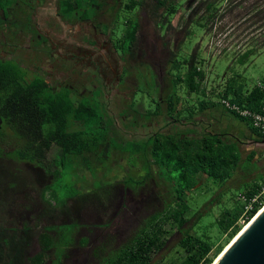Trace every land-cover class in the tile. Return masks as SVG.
I'll list each match as a JSON object with an SVG mask.
<instances>
[{
    "label": "trees",
    "instance_id": "16d2710c",
    "mask_svg": "<svg viewBox=\"0 0 264 264\" xmlns=\"http://www.w3.org/2000/svg\"><path fill=\"white\" fill-rule=\"evenodd\" d=\"M57 1L59 14L70 21L74 18L91 20L96 10L107 4V0ZM145 2L159 29L169 15L183 7L186 14L181 15L183 20L180 22L186 36L193 32L195 24L203 29L202 33L214 45L213 49L219 54L235 56L236 61L244 62L249 54L264 47V0H123V7L131 11ZM32 7L35 5L28 0H0L1 19L7 23L12 19V22L19 23L17 36L10 35V38L4 35L6 40H0L18 41L19 38L15 37L21 36L24 40L25 34L31 37L38 34L32 22ZM20 13V19H17ZM120 23V29L119 23L116 26L120 35L114 42L116 29L113 24L108 26L113 32L112 48L122 60L133 58L138 44V18L135 15ZM21 43L27 50L40 52L47 49L45 45L38 46L39 40ZM180 45L174 46L170 52L171 65L167 74L171 89L166 96H157L160 82L146 65L151 69L152 82L156 83L150 107L146 109L143 104L140 108L135 106L138 100H135L133 92L129 102L124 103V95L111 105L112 111L108 108L133 126L145 124V121L151 126L161 124L156 130L144 135L134 134L128 139L115 133V117L106 109L110 98L104 97L99 86L87 88L84 93L67 86L58 89L38 75L31 76L29 68L21 65L17 55L13 54L14 46L13 50H7V55L0 54V159L23 161L38 185V190H35V185L27 183V179L19 182V177L25 176L0 168V264L45 263L56 240L48 233L49 226L43 225L46 214H53L60 223L76 221L70 224L73 228L79 225L76 215L68 209L78 201L76 198L62 200V212L56 211L47 198L53 173L60 174L61 167L58 166L63 165L70 153H88L82 160L89 167V155L98 153L106 160L114 148L119 147L132 159H143L148 170L145 178L155 170L172 188V198L163 200L161 207L120 245L109 249L104 245L95 248L97 258L92 264H211L262 207L264 170L251 184L245 185L242 192L247 199L258 195L253 207L244 214L226 209L216 219L219 232L226 236L222 249L213 251L208 240L193 232L204 215L200 206L192 208L188 201L191 191L202 190L201 185L209 181L218 183L217 186L224 185L232 178L242 158L249 163L264 161L260 156L264 154V134L253 128L248 119L225 109L220 99L227 98L241 106L259 110L264 102V90L254 84L244 88L230 80L215 98L202 97L196 104L182 105L179 103L178 85L198 94L204 70L199 42L182 60L177 57ZM146 66L144 69L135 67V72L145 73L142 71ZM123 77L124 72L119 78ZM233 120L241 124L237 127L243 125L246 128V134L240 132L242 138L232 133V127L237 125ZM246 141L259 142L262 146L250 149L242 156L241 146ZM56 152L59 158L52 160L50 156ZM214 189L215 195L207 202L209 204L218 201L224 193L221 188ZM260 191L263 192L260 194ZM17 192L22 195L18 199L15 196ZM31 211H35L36 216L29 224L23 215ZM63 213L65 215L59 217ZM241 219L244 224L240 223ZM34 237H37L39 250L29 256L28 247Z\"/></svg>",
    "mask_w": 264,
    "mask_h": 264
},
{
    "label": "rangeland",
    "instance_id": "374dc122",
    "mask_svg": "<svg viewBox=\"0 0 264 264\" xmlns=\"http://www.w3.org/2000/svg\"><path fill=\"white\" fill-rule=\"evenodd\" d=\"M119 5H121V9L118 7ZM148 7L149 5L145 2L139 8L130 11L123 7V0H108V5L104 9L105 13L99 14L103 21H108L111 25L115 19L113 24L115 29L118 23L119 29L121 28L120 22H123L125 18H132L135 15L140 24L138 44L134 53L136 56L133 58L122 60L121 56L116 53H112V57H109L104 48L105 46H101V50H96L94 54V60L103 63L101 65L102 75H108L111 81L115 82L116 73L123 71L125 74L127 68L126 72L128 74L126 75L129 80L127 83L117 85L111 96L119 94L118 97H121L125 93L130 94L134 85H137L134 95L135 100L138 101L135 106L140 108L143 104L144 108H149L150 98L154 97V86L156 85L155 82H152L151 69L160 82V90L157 96L161 98L166 96L171 89V82L167 74V69L171 65L170 52H172L174 46H179L181 43V49L177 55L179 60L188 57L193 47L199 42V54L200 58L203 59L202 68L204 70V77L198 94L190 93L184 86L178 85L179 103L182 105L187 103L196 104L202 97L215 98L218 92L224 90L226 83L230 80H233L236 84H242L244 88H250L253 86V82L264 77V47L249 54L244 62L236 61L235 56L219 54L218 51L213 49L214 45L202 33L203 29L195 24L192 26L193 32L186 36L185 29L180 22L183 20L181 15L186 14L183 7H178L174 14L169 15L161 29L155 25V19L150 15ZM56 10H58L56 0H45L35 11L34 17L41 24L40 27L44 33L47 32L45 34L50 35L53 39H64L66 40L64 46L71 47L76 43L73 37L77 33L87 34L88 27L87 25L63 26ZM116 16H119V18L116 19ZM51 21L55 24L54 30L46 26ZM59 25L61 28L64 27V30L57 31L56 27ZM119 29L117 28L115 31L116 36L114 35L113 42L120 35ZM64 46H61V48L65 50ZM85 51L92 52L87 44L84 45L83 52ZM25 57L27 58V56ZM27 59H29L28 62H24L27 64L33 63L32 58ZM43 60H46V58L41 59V61ZM46 66L50 67L48 64ZM86 66V70L96 71V69L91 68L92 65ZM144 66L146 68L142 72L146 74L135 72V67L144 69ZM136 73H138V84H135ZM124 101L126 102V99ZM141 101L143 103H140ZM112 103L113 101H110V104ZM233 123L237 125L232 127V133L242 138L240 132L244 131L246 134V128L243 125L240 127L241 124L236 120H233ZM238 124H240L239 127H237ZM260 146H262V143L246 141L241 146L242 156L250 149H258ZM86 156H88L86 152L67 154L63 165L58 166L61 167L59 169L60 174L53 173L47 198L58 212L63 211L62 200L76 198L78 201L73 202L74 205L69 206L68 209L73 215H76L79 225L73 228L70 224L77 223L76 221L60 223V220L55 218L53 214L44 215L43 225L49 226L48 233L56 239L53 244L55 249H52L51 255L47 257L44 264H92L96 262L95 248L103 245L106 249L117 247L141 227L150 214L161 207L163 200L172 198L171 186L154 170L151 172V176L145 178L144 183L137 184L134 187L130 184L133 189L123 192V195H121L122 200H119L117 186L112 185L114 182L110 178L115 175V171H109L112 161L116 165L115 156L111 157L112 155H109L105 160L98 153L91 154L88 157L90 160L88 162L89 167H86L82 160ZM260 156L264 158V154ZM50 157L53 158L54 155L52 154ZM54 160L56 159L54 158ZM140 161V159L137 160V157L128 160V170L126 171L135 180H142L144 175ZM0 168L16 173L17 176H25L19 177V182L27 179V183L35 185V190H38V185L35 184L36 179L32 177L23 163L1 158ZM116 170L123 172L118 167H116ZM263 170V160L249 163L242 158L236 172L224 185L217 186L218 183L209 181L201 185L202 190H193L187 197L192 208L200 206L204 215L198 225L193 228V232L202 239L208 240L213 246V251L218 248L222 249L226 239L225 234L219 232L215 223L216 219L226 209L231 212H243V201L239 197L242 195L245 185H249L253 180H256ZM107 178L110 179L107 184H104ZM214 188H221L224 193L218 201L209 204L207 202L215 195ZM26 191L30 193L28 189ZM15 196L18 199L22 196L21 192L15 193ZM34 216H36L35 211L25 212L23 215L29 224H32ZM21 218L17 222L19 225ZM38 250L39 243L37 237H34L31 246L28 247V255H34ZM26 264H30L29 261Z\"/></svg>",
    "mask_w": 264,
    "mask_h": 264
},
{
    "label": "flooded vegetation",
    "instance_id": "af4514ba",
    "mask_svg": "<svg viewBox=\"0 0 264 264\" xmlns=\"http://www.w3.org/2000/svg\"><path fill=\"white\" fill-rule=\"evenodd\" d=\"M28 1L33 5H35V7L31 8V10L33 9L32 16L33 14H35L37 8L45 2V0H28ZM56 2H57V7H59L57 0ZM107 5H108V0H107V4H105L102 8L96 10L91 20H79L78 18H74L73 21H70V19L63 17L61 14H59L58 10H56V14L59 16V19L63 23V26L70 27L76 25L78 26L87 25L88 27L87 34L77 33L74 37L72 36L74 40H76V43L71 45V47L64 46L66 44V40L53 39L52 37H50V35L45 34L47 32L44 33V31L40 27L41 24L39 23V21L35 17H33L32 22L38 34L33 37H31L29 34H25L23 36L24 40H21L20 38L21 36L15 37L17 39L19 38L18 41H13L15 39H13L12 41L11 39L7 41L0 40V54L7 55L8 54L7 50H13V46H14L13 54L17 55V59L18 61L21 62V65L25 66L27 69L29 68L28 73L31 76L38 75L42 77L44 80H46L47 83H49L52 87H57L58 89L62 86H67L69 87V89L71 88L78 89L77 90L78 93H84L87 88L92 89L99 86L103 92L104 97L108 99L110 98V100H108L107 102L109 103L110 101H113L114 103L120 97H118L119 94L117 96H115V94L111 96V93L114 92V89L116 88L117 85L127 83L129 77H127L126 74H128V72H125L124 77L122 79L119 78V76L120 73L123 74V71L116 73L114 77L115 82L111 81L108 75L105 74L102 75L103 71L101 72V65H103V63H100L99 60L98 61L94 60V54L96 53V50L99 49L101 50V46H105L104 48L106 49L107 55L109 57H112V53H116L112 48V42H111V38L113 35L112 27H108L111 25V23L109 24L108 21H103L102 18H100L99 16V14L102 15ZM20 15L21 13L18 14L17 19H20ZM1 18L2 17H0V38L6 40L4 35L17 36V31L19 30V23L12 22L13 19L11 23H7L8 21H5L4 19ZM54 25L55 24L52 21L46 24V26L51 30L55 29ZM104 25H106L108 28L107 27L104 28ZM56 28L57 31L59 32L64 30V27L61 28L60 25L57 26ZM10 38H12V36H10ZM35 40L40 41L38 46L42 44L45 45L47 49L45 48L42 51L39 50L40 52H37L34 49L27 50L26 47H23L21 43V41L27 43V41L31 42ZM16 44L18 45V47L16 46ZM85 44H87L88 47L91 48L92 52L90 51L83 52ZM61 46H64L65 50L61 48ZM46 53H48L50 57ZM51 54L52 56H56V59H52ZM25 56H27V58L29 57L32 58L33 63L27 64L26 62H24V61L28 62L29 60ZM42 58H46V60L41 61ZM46 64H48L50 67H47ZM86 65H92L91 68L96 69V71L86 70L87 69ZM94 78L97 79L95 80ZM78 82H80L81 84H78ZM135 89L136 86L134 85L130 94H126V93L124 94L126 96V102L124 103L130 101V95L132 96ZM111 97H113L112 100ZM112 104H109V107H106V109L108 110L109 108L112 111L111 109ZM109 113L112 112L109 111ZM112 116L115 117L114 119L116 125L115 133L120 136H123L126 139L132 137L134 134L136 135L147 134L148 132L152 130H156L159 126H161V124H156V123H154L151 126L150 123L146 121L145 124L133 126L130 122L126 123L123 116H118V114L115 111H113ZM53 155H54L53 158L50 157L52 160H54V158L56 160L59 158L57 152L54 153ZM110 156L111 157L115 156V160H116L115 161L116 165H114L113 161L112 162L110 161L111 165L109 171L110 170L115 171V175L111 176L110 178L113 179L114 182L112 185L117 186L118 194L120 196V199L119 198L118 199L122 200L121 195H123V192L131 191V189H133L132 187L137 186V184L144 183L145 175L148 171L147 166L145 165V162L142 159L140 162H141V168L144 170V175L142 177V180L140 179L135 180L132 176H129L126 171L128 170V166H127L128 160L132 159V157H129V154L119 149V147H115L113 152L110 154ZM138 159L139 158L137 157V160ZM19 162L23 163V161H19ZM57 162L59 163V161ZM116 167L123 170V172H119L118 170H116ZM116 171H118L119 173ZM110 178L105 179L104 184H107V181ZM130 184H132V187L130 186ZM63 215L65 214L63 213L59 217H63Z\"/></svg>",
    "mask_w": 264,
    "mask_h": 264
},
{
    "label": "water",
    "instance_id": "95a60500",
    "mask_svg": "<svg viewBox=\"0 0 264 264\" xmlns=\"http://www.w3.org/2000/svg\"><path fill=\"white\" fill-rule=\"evenodd\" d=\"M211 264H264V204Z\"/></svg>",
    "mask_w": 264,
    "mask_h": 264
},
{
    "label": "built area",
    "instance_id": "2783aa9c",
    "mask_svg": "<svg viewBox=\"0 0 264 264\" xmlns=\"http://www.w3.org/2000/svg\"><path fill=\"white\" fill-rule=\"evenodd\" d=\"M253 84L264 90V77L257 79L255 82H253ZM220 102L225 109L237 114L242 118L248 119L253 128L264 134V102L259 110H253L251 108L241 106L237 103L231 102L227 98L220 99ZM262 192L263 191H260V194ZM239 198H241L245 202L243 211L244 214L246 211L250 210L253 207L254 202H256L258 199V195H254L250 199H247L243 195H241ZM243 222L244 220L241 219V223Z\"/></svg>",
    "mask_w": 264,
    "mask_h": 264
},
{
    "label": "bare ground",
    "instance_id": "6f19581e",
    "mask_svg": "<svg viewBox=\"0 0 264 264\" xmlns=\"http://www.w3.org/2000/svg\"><path fill=\"white\" fill-rule=\"evenodd\" d=\"M243 227H244V226H243ZM228 244H229V243H228ZM228 244H227V245H228ZM227 245H226V247H227ZM226 247H224V249H225ZM224 249H223V250H224ZM220 253H221V252H220ZM220 253H219V254H220ZM216 258H217V257H216ZM216 258H215V259H216Z\"/></svg>",
    "mask_w": 264,
    "mask_h": 264
}]
</instances>
